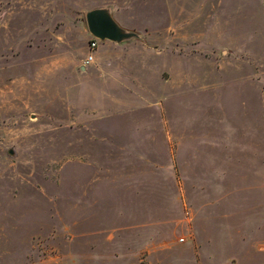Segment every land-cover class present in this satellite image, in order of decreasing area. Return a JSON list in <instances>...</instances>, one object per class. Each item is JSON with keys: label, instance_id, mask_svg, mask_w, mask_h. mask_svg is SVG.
Masks as SVG:
<instances>
[{"label": "rangeland", "instance_id": "obj_1", "mask_svg": "<svg viewBox=\"0 0 264 264\" xmlns=\"http://www.w3.org/2000/svg\"><path fill=\"white\" fill-rule=\"evenodd\" d=\"M0 264H264V0H0Z\"/></svg>", "mask_w": 264, "mask_h": 264}, {"label": "crops", "instance_id": "obj_2", "mask_svg": "<svg viewBox=\"0 0 264 264\" xmlns=\"http://www.w3.org/2000/svg\"><path fill=\"white\" fill-rule=\"evenodd\" d=\"M94 9H108L110 11L112 17L114 18V20L123 29H125L126 31H129V32H131V31L134 32V30H135L134 28H128L121 21V19H120L121 16H120V14L118 16L116 7L114 5H112V4H103V5H99V6L95 7ZM165 9H166L165 16H166V19H167V23H168L170 28L173 26L174 29H173L172 35L174 36L173 39H175V36H176V32L175 31L177 30L175 28V25L180 24L181 8L177 7L175 2H171V4H169V7L165 8ZM170 28L165 29L164 33L165 34L168 33L170 35L171 34ZM111 49H115L117 51H120L119 57L121 59L126 58L128 60V63L134 64V67L128 66V65L124 66V67L120 66V70L123 73L125 72L126 74L127 73H134V75H136V78L140 80L139 86H141V87H143L142 83L146 79V75L149 73L150 68H151V63H150L151 56H152V58L154 60V67L155 68H156L155 64H159L158 63L159 60H162L163 63H164V61L167 58H171V57L174 58L176 56V52H174V51L173 52H169L167 54L164 51H160V50L155 51V50L151 49L148 46V44L146 43L143 35H141L139 33H138V37L137 38H133L131 40L122 42L120 44L114 43V42H111V41H104V42L99 41L98 42V48H97L96 51L98 52V54L106 55L107 53H109L111 51ZM96 51H95V53H96ZM95 53L93 54V56L95 55ZM157 66L159 67V65H157ZM81 71L82 72H88L89 69L82 68ZM52 74H53V72L48 74L50 77L48 75H46V78L50 79V80H48L49 84L54 79V75H52ZM113 78H115V77H113ZM49 84L46 85V87L49 86Z\"/></svg>", "mask_w": 264, "mask_h": 264}, {"label": "water", "instance_id": "obj_3", "mask_svg": "<svg viewBox=\"0 0 264 264\" xmlns=\"http://www.w3.org/2000/svg\"><path fill=\"white\" fill-rule=\"evenodd\" d=\"M86 21L92 37L99 39L101 42L111 41L122 43L133 38L138 34L123 29L112 17L108 9H94L87 13Z\"/></svg>", "mask_w": 264, "mask_h": 264}, {"label": "built area", "instance_id": "obj_4", "mask_svg": "<svg viewBox=\"0 0 264 264\" xmlns=\"http://www.w3.org/2000/svg\"><path fill=\"white\" fill-rule=\"evenodd\" d=\"M98 42H99V39L97 38H92V40L90 41V44H89V56L87 57L86 61H85V65H89L92 63L93 59H94V52L95 50L98 48Z\"/></svg>", "mask_w": 264, "mask_h": 264}]
</instances>
